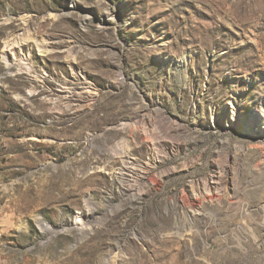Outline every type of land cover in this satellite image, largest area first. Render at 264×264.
<instances>
[{
	"label": "rangeland",
	"instance_id": "374dc122",
	"mask_svg": "<svg viewBox=\"0 0 264 264\" xmlns=\"http://www.w3.org/2000/svg\"><path fill=\"white\" fill-rule=\"evenodd\" d=\"M0 264H264V0H0Z\"/></svg>",
	"mask_w": 264,
	"mask_h": 264
},
{
	"label": "bare ground",
	"instance_id": "6f19581e",
	"mask_svg": "<svg viewBox=\"0 0 264 264\" xmlns=\"http://www.w3.org/2000/svg\"><path fill=\"white\" fill-rule=\"evenodd\" d=\"M15 44H16V41H15ZM21 44H23V40H21V41L19 40L18 45L21 46Z\"/></svg>",
	"mask_w": 264,
	"mask_h": 264
}]
</instances>
